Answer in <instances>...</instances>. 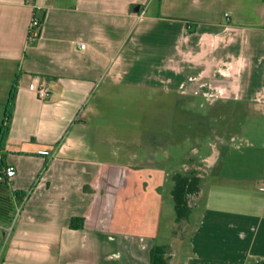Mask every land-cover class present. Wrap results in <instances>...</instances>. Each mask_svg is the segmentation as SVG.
<instances>
[{
  "label": "crops",
  "instance_id": "crops-1",
  "mask_svg": "<svg viewBox=\"0 0 264 264\" xmlns=\"http://www.w3.org/2000/svg\"><path fill=\"white\" fill-rule=\"evenodd\" d=\"M35 9L45 18L32 43ZM17 77L2 154L17 173L10 192L27 196L0 264H151L156 245L169 264L264 263V139L229 124L185 157L201 192L178 224L164 193L183 170L156 162L159 147L146 142L143 159L142 140L113 139L106 111L114 90L157 89L230 104L231 125L264 122V0H0V125ZM36 77L47 101L30 89Z\"/></svg>",
  "mask_w": 264,
  "mask_h": 264
},
{
  "label": "rangeland",
  "instance_id": "rangeland-1",
  "mask_svg": "<svg viewBox=\"0 0 264 264\" xmlns=\"http://www.w3.org/2000/svg\"><path fill=\"white\" fill-rule=\"evenodd\" d=\"M175 96L162 94L157 89L155 92L142 89L112 91L109 94L111 104L106 111L110 115L112 131L118 133V137L113 139H121L122 142L127 141V143L129 141V146L135 138L142 140V144H137L135 148L143 155V159L147 145L153 148L159 147L156 154L154 151L155 161L160 163L168 161L170 169L174 168L175 172L183 170V173L190 172V170L184 171L185 168L181 167L184 158L190 154L192 157H200L204 150L209 149V143L215 141L216 133L228 128L229 124L230 132L241 131L247 138L255 139V143L264 139V122L256 126V121L248 117L249 120L247 118L245 121H239V118L231 125L232 105L229 106L230 104L191 101L181 96L179 100H175ZM238 121L242 124H238ZM211 131L213 134L208 135ZM145 143L147 145L144 146ZM242 145L246 147V143L243 142ZM118 147H123V144L113 141L112 148ZM196 149L202 152L194 156L193 152ZM195 161L199 162L200 159L197 158ZM258 161L264 166V154L262 160ZM143 171L146 173L148 169ZM165 186V190L172 189L173 183L169 182ZM164 196L166 203L164 218H166L168 206L173 205V200L168 192H165ZM165 223L166 219L163 225Z\"/></svg>",
  "mask_w": 264,
  "mask_h": 264
},
{
  "label": "trees",
  "instance_id": "trees-1",
  "mask_svg": "<svg viewBox=\"0 0 264 264\" xmlns=\"http://www.w3.org/2000/svg\"><path fill=\"white\" fill-rule=\"evenodd\" d=\"M28 3L34 6V0H27ZM34 17H38L41 20V24L44 22V15L39 16L38 11L34 10ZM41 25V28H42ZM30 36V35H29ZM30 41V39H29ZM31 42V41H30ZM35 43V42H32ZM18 91V77L13 84L8 102L6 104L4 121L0 125V241L4 242L7 236L6 229L10 228L15 212L16 204H20L27 196L23 192H10V184L6 174V158L2 154L5 140L9 134L10 126L13 120L15 103ZM171 181L173 183V189L171 196L174 202L176 222L182 224L188 222L192 213L191 201L198 198L201 192L200 185L201 179L197 172L189 173H175ZM83 219H72L70 227L71 229H80L82 227ZM169 246L156 245L151 250L150 260L151 264H169ZM264 264V263H259Z\"/></svg>",
  "mask_w": 264,
  "mask_h": 264
},
{
  "label": "built area",
  "instance_id": "built-area-1",
  "mask_svg": "<svg viewBox=\"0 0 264 264\" xmlns=\"http://www.w3.org/2000/svg\"><path fill=\"white\" fill-rule=\"evenodd\" d=\"M143 14H141V16ZM228 17H229V14H226L225 18H228ZM41 25H42L41 20L38 17H33V21L31 23V26L29 29V35H30L29 39L31 42H36L39 39V37L41 35V30H42ZM77 46L82 50L85 49L84 44L77 43ZM30 89H31V91H33L36 94L37 98L40 101H47L51 96L50 90L48 89L46 84L44 82H42V80L38 77L33 78L32 82H31ZM39 154L44 156V157H52L53 156L51 152L46 151V150L40 151ZM5 171H6V174H7L9 181H11L17 174L14 167H7ZM21 210H22V205L17 207L13 223H12L11 227L7 229L8 233L11 232L14 223L16 222L18 216L21 213Z\"/></svg>",
  "mask_w": 264,
  "mask_h": 264
}]
</instances>
